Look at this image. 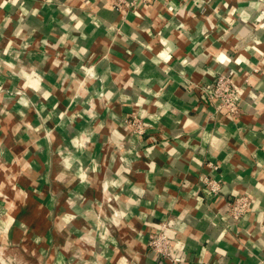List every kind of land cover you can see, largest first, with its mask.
I'll return each instance as SVG.
<instances>
[{
  "label": "crops",
  "instance_id": "0c3cea01",
  "mask_svg": "<svg viewBox=\"0 0 264 264\" xmlns=\"http://www.w3.org/2000/svg\"><path fill=\"white\" fill-rule=\"evenodd\" d=\"M130 1L0 0V264H264V0Z\"/></svg>",
  "mask_w": 264,
  "mask_h": 264
},
{
  "label": "built area",
  "instance_id": "2783aa9c",
  "mask_svg": "<svg viewBox=\"0 0 264 264\" xmlns=\"http://www.w3.org/2000/svg\"><path fill=\"white\" fill-rule=\"evenodd\" d=\"M108 1L110 7L115 10H122L126 3V0ZM128 4L136 5L135 0H131ZM208 98L216 104L215 111L224 110L228 118H234L241 111L242 86L235 83L228 73H217L213 78L212 89ZM126 125L131 133L141 135L144 132V125L139 119L127 120ZM201 182L214 199L220 197L222 182L220 178L206 174L202 177ZM226 206L227 214L236 223L251 209V198L246 194L239 195L226 201ZM172 224V219L162 220L159 223V230L155 233H149L146 244L158 260L169 261L171 264H181V258L173 254L172 239L167 234Z\"/></svg>",
  "mask_w": 264,
  "mask_h": 264
},
{
  "label": "clouds",
  "instance_id": "9594fccd",
  "mask_svg": "<svg viewBox=\"0 0 264 264\" xmlns=\"http://www.w3.org/2000/svg\"><path fill=\"white\" fill-rule=\"evenodd\" d=\"M82 51H83V49H82ZM220 59L226 60V57H224L223 55H221Z\"/></svg>",
  "mask_w": 264,
  "mask_h": 264
}]
</instances>
